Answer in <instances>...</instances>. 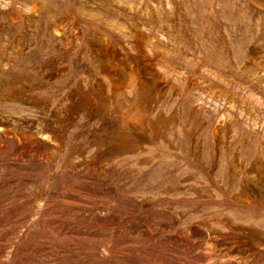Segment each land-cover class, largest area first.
Wrapping results in <instances>:
<instances>
[{
    "label": "rangeland",
    "instance_id": "1",
    "mask_svg": "<svg viewBox=\"0 0 264 264\" xmlns=\"http://www.w3.org/2000/svg\"><path fill=\"white\" fill-rule=\"evenodd\" d=\"M0 264H264V0H0Z\"/></svg>",
    "mask_w": 264,
    "mask_h": 264
}]
</instances>
